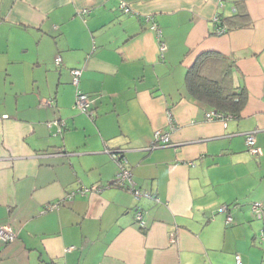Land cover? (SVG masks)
I'll return each mask as SVG.
<instances>
[{
  "label": "crops",
  "instance_id": "obj_1",
  "mask_svg": "<svg viewBox=\"0 0 264 264\" xmlns=\"http://www.w3.org/2000/svg\"><path fill=\"white\" fill-rule=\"evenodd\" d=\"M204 52L246 90L225 124L184 83ZM263 86L264 0H0V264H264Z\"/></svg>",
  "mask_w": 264,
  "mask_h": 264
},
{
  "label": "trees",
  "instance_id": "obj_2",
  "mask_svg": "<svg viewBox=\"0 0 264 264\" xmlns=\"http://www.w3.org/2000/svg\"><path fill=\"white\" fill-rule=\"evenodd\" d=\"M231 61L217 52H204L186 68L188 93L222 114L238 115L246 99L244 87L229 85Z\"/></svg>",
  "mask_w": 264,
  "mask_h": 264
},
{
  "label": "built area",
  "instance_id": "obj_3",
  "mask_svg": "<svg viewBox=\"0 0 264 264\" xmlns=\"http://www.w3.org/2000/svg\"><path fill=\"white\" fill-rule=\"evenodd\" d=\"M120 8L124 11V12H129L130 8L128 5H126L124 2H120L119 3ZM214 19L217 20V18L215 17ZM154 26V25H153ZM225 29L222 26H218L216 28L217 32H221L224 31ZM157 31L159 32V30L157 29ZM159 48L160 50L164 49V44L162 42H159ZM55 64H59L61 62V58L59 55H57L54 58ZM80 68L77 67H73L70 68V73H71V82L77 86L78 84V80H79V75H80ZM263 95H264V86H263ZM43 103H52V100H47V99H43L42 100ZM74 106L77 107L80 111L85 112L89 115H91L92 111L89 108V98L88 95L84 92H82L79 88L76 89V94H75V101H74ZM207 119H213V118H220L223 120V123L225 124V120H224V114L217 112L214 109H210L208 111L205 112L204 115ZM48 125L51 124H55L57 125V130H61V124H63V122L61 121H57V120H53V121H49L47 122ZM169 135L170 132L169 131H164V130H160L157 129L154 131V139L152 142V146L159 144V143H167L169 140ZM245 144L247 146V150L249 153H251L252 155H258L260 153V148L259 146L256 145L255 143V138H254V134L253 132H247L245 134ZM62 152V150H61ZM112 155L114 158H117L118 160L122 161L123 157L122 156H118L116 153H114V151H112ZM114 183H116L119 186H125L126 188H128L135 196H141L144 195L146 197H150V198H154L157 199L156 196H153L152 194H150L149 192H141L139 189L135 188L132 184V179H131V173L129 171V169L127 167H124V165L120 164V170L118 171V173L115 176L114 179ZM99 190L100 187L97 184H93L91 185L89 188H81L79 189L80 192H84L85 190ZM226 206L223 205L221 207V209H224ZM252 211L258 216L260 217L261 215V203L259 201H255L252 203ZM134 216L135 218L139 221L140 225L143 226L144 225V221L142 218V211L141 209H139L138 207L135 209L134 212ZM226 221H231V216L227 215L226 216ZM15 237V231L10 227V225L7 224H3L0 226V242L5 243V242H9L11 240H13ZM260 240L264 239V230L261 229L260 231ZM72 246H70L71 248ZM235 259L236 262L238 264H240V258L239 255L236 254L235 255Z\"/></svg>",
  "mask_w": 264,
  "mask_h": 264
}]
</instances>
